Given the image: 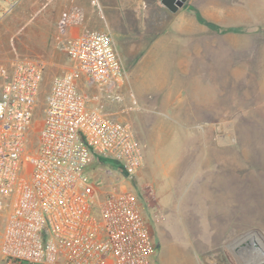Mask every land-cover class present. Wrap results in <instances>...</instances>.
<instances>
[{
  "label": "rangeland",
  "instance_id": "1",
  "mask_svg": "<svg viewBox=\"0 0 264 264\" xmlns=\"http://www.w3.org/2000/svg\"><path fill=\"white\" fill-rule=\"evenodd\" d=\"M90 3L22 0L0 18V86L18 60L45 64L35 130L52 78L70 67L61 22L77 23L81 7ZM134 6L125 1L122 10H109L120 32L118 41L117 29L99 24L100 15L108 11L95 5L99 23L92 20L91 30H108L126 54H135L141 49H128L127 44L141 25L149 31L181 21L185 28L170 36V55L144 48L134 64L123 63L127 79L113 101L82 85L84 79L79 90L94 105L129 123L143 147L141 169L122 186L133 191L151 227L158 248L153 264H242L240 259L250 264V253H237L232 243L251 232L264 251L253 232L264 238L263 0H186L176 12L161 0H143L141 25ZM197 15L216 28L201 24ZM232 68L241 73L237 79ZM170 95H181L185 102L180 113L170 108ZM35 141L34 135L29 146ZM159 197L163 232L157 221ZM2 228L0 216V234ZM255 250L264 262L263 253Z\"/></svg>",
  "mask_w": 264,
  "mask_h": 264
},
{
  "label": "built area",
  "instance_id": "2",
  "mask_svg": "<svg viewBox=\"0 0 264 264\" xmlns=\"http://www.w3.org/2000/svg\"><path fill=\"white\" fill-rule=\"evenodd\" d=\"M21 1L0 0V18ZM64 52L70 67L52 78L38 130L44 62L18 60L0 86V264H153L151 227L122 186L141 169L143 147L129 123L79 90L84 79L118 98L126 71L113 38L85 31Z\"/></svg>",
  "mask_w": 264,
  "mask_h": 264
},
{
  "label": "crops",
  "instance_id": "3",
  "mask_svg": "<svg viewBox=\"0 0 264 264\" xmlns=\"http://www.w3.org/2000/svg\"><path fill=\"white\" fill-rule=\"evenodd\" d=\"M91 1V3L88 5V6H84V7H81V11L79 13V15L81 16V18H79L80 20L78 21L77 20V23H70L69 20H67L68 22V27L63 31V37H65V39H68V38H72V37H75V36H78L79 34L85 32V31H91L92 27H91V21L92 20H95L97 23L98 22V18L94 19V17L96 16V14L94 15L95 13V9L93 8L94 5L95 6H98V8L101 10H107L108 11V14H106V16L102 13L101 16V22L99 23L100 26L102 27H105L110 29L112 27V30H118V28L116 27H113V22H112V19H113V16L114 14H112V12H110V8L112 10V8H116L118 9V11L122 10L123 7H124V2L125 1H132L134 2L135 6L132 7V10L134 12H136L137 14L135 15L136 19L139 20L140 22V25H141V18H142V8L140 7L141 6V3L143 0H89ZM92 4V6H91ZM263 4H264V0H263ZM80 6V5H78ZM79 11V9H78ZM79 15H76L77 17ZM121 17L119 15V21L121 20ZM107 18V19H106ZM93 22V21H92ZM185 24L181 23V21H178L177 23H173L171 26H170V21L168 22V24H166L164 27H155L154 29L151 28V30L147 28H144L142 27V25L140 26V28L138 30H136L133 34V41L128 43L127 44V48L128 49H134L137 50V49H141V53L142 51H145L146 48H149L151 50V53H152V50H156L155 54L158 53L160 55H163V52H167V56L170 55V36L171 35H180L181 33H183V29L185 28L184 26ZM116 30V35H117V41L119 40L118 37L120 36V32L119 30L117 31ZM98 31V30H96ZM104 32H108L110 33L108 30L104 31ZM112 36V34H111ZM58 37L60 36H57V39ZM113 38V36H112ZM173 38V37H172ZM113 41H114V38H113ZM145 42H147L148 44H144ZM206 43V42H205ZM114 45H115V48H116V51L119 55V58L123 63H126V64H134V60L136 58H140L139 56L141 55V53H135V54H126L125 51H123L124 49V46H121V44H119L118 42L116 43L114 41ZM172 46V44H171ZM119 47L121 48L122 52L119 51ZM123 48V49H122ZM145 48V49H144ZM199 48H201V46H199ZM130 51V50H129ZM150 54V53H148ZM200 56V54H199ZM180 63V62H179ZM136 64V63H135ZM182 64V63H181ZM124 65V64H123ZM231 75H232V78L234 79H237L238 77H240L241 73L238 69H235V68H232L231 69ZM126 79H127V73H126ZM169 99V105H170V108H177V112L180 113L181 112V109H179V106H181L183 103H185L183 100H181V95H176L175 97H170L168 98ZM153 169H155L158 173V169L157 166L156 168L152 166ZM153 172V171H152ZM155 175V171L153 173ZM157 176V175H156ZM160 187V184L159 186ZM153 195H155L154 192H152ZM157 200V211H158V217L159 219H157V221H159V231H162L163 232V227H162V223L164 221V215L162 214H159V212L161 211V206L159 205L160 203V197L159 198H155ZM179 217L180 214H179ZM162 222V223H161ZM161 225V226H160ZM159 247V246H158ZM207 250V249H206Z\"/></svg>",
  "mask_w": 264,
  "mask_h": 264
},
{
  "label": "water",
  "instance_id": "4",
  "mask_svg": "<svg viewBox=\"0 0 264 264\" xmlns=\"http://www.w3.org/2000/svg\"><path fill=\"white\" fill-rule=\"evenodd\" d=\"M186 0H176L174 4H170V2H165L161 0V4L168 8L172 12H176L179 8H181ZM254 233H256L259 238H261L263 244H264V238L262 234L258 230H253ZM232 244H235L234 249L237 253L239 251H242L243 249H246L248 253H250L251 257V263L250 264H264V262L260 259L261 256L256 252V248L261 251L264 255V251L261 249L260 245L255 242L254 236L251 234V232L244 233L240 236H238ZM240 248V249H239Z\"/></svg>",
  "mask_w": 264,
  "mask_h": 264
},
{
  "label": "trees",
  "instance_id": "5",
  "mask_svg": "<svg viewBox=\"0 0 264 264\" xmlns=\"http://www.w3.org/2000/svg\"><path fill=\"white\" fill-rule=\"evenodd\" d=\"M197 18H198V21L201 23V24H205V25H207V26H209V27H211V28H216L215 26H213L212 24H209V23H207V22H205L201 17H199V15H197Z\"/></svg>",
  "mask_w": 264,
  "mask_h": 264
},
{
  "label": "flooded vegetation",
  "instance_id": "6",
  "mask_svg": "<svg viewBox=\"0 0 264 264\" xmlns=\"http://www.w3.org/2000/svg\"><path fill=\"white\" fill-rule=\"evenodd\" d=\"M163 1H165V2H170V4H174V2L176 1V0H163ZM240 262H242V264H248L247 262H246V260H243V259H240Z\"/></svg>",
  "mask_w": 264,
  "mask_h": 264
}]
</instances>
